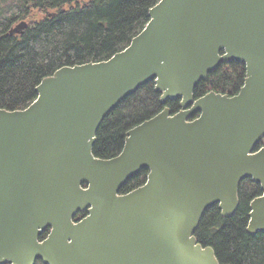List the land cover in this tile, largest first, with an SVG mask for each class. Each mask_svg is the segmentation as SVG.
Segmentation results:
<instances>
[{
  "label": "water",
  "instance_id": "water-1",
  "mask_svg": "<svg viewBox=\"0 0 264 264\" xmlns=\"http://www.w3.org/2000/svg\"><path fill=\"white\" fill-rule=\"evenodd\" d=\"M148 15L112 57L60 67L29 106L0 109V264H221L196 231L214 205L235 214L245 178L262 191L247 231L264 232V0H160ZM232 61L246 67L239 93L196 98ZM152 81L180 109L165 106L118 155L96 157L105 117Z\"/></svg>",
  "mask_w": 264,
  "mask_h": 264
},
{
  "label": "trees",
  "instance_id": "trees-1",
  "mask_svg": "<svg viewBox=\"0 0 264 264\" xmlns=\"http://www.w3.org/2000/svg\"><path fill=\"white\" fill-rule=\"evenodd\" d=\"M159 1L0 0V109L29 106L37 97L36 86L60 67L106 60L126 48L144 29L150 8ZM21 21L27 22L23 33L11 34ZM245 77L244 64L224 63L198 84L195 96L210 91L234 96ZM160 97L152 81L121 101L103 120L94 155L104 159L118 155L130 129L165 106L173 112L180 109V100L164 105ZM148 173L145 169L132 177L121 192L143 185ZM261 193L259 184L245 178L234 215L222 216L218 205L205 211L196 236L201 244L215 249L221 264H264V232L247 231L250 203Z\"/></svg>",
  "mask_w": 264,
  "mask_h": 264
},
{
  "label": "flooded vegetation",
  "instance_id": "flooded-vegetation-1",
  "mask_svg": "<svg viewBox=\"0 0 264 264\" xmlns=\"http://www.w3.org/2000/svg\"><path fill=\"white\" fill-rule=\"evenodd\" d=\"M236 62V61H235ZM228 63H230V62H228ZM239 63V62H238ZM222 64H224V63H222ZM221 64V65H222ZM243 64V63H242ZM246 68V67H245ZM246 78V77H245ZM84 216V213H80V214H78V218H81V217H83Z\"/></svg>",
  "mask_w": 264,
  "mask_h": 264
}]
</instances>
